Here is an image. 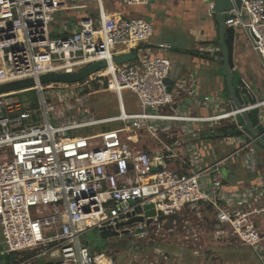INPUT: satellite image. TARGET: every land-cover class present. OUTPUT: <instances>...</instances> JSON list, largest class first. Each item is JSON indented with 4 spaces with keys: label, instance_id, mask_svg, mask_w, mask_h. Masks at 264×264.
<instances>
[{
    "label": "built area",
    "instance_id": "built-area-1",
    "mask_svg": "<svg viewBox=\"0 0 264 264\" xmlns=\"http://www.w3.org/2000/svg\"><path fill=\"white\" fill-rule=\"evenodd\" d=\"M105 1L0 0V85L34 81L26 90L0 94V256L14 255L13 264H38L44 258L45 264H169V251L159 247L168 245L170 237L197 241L205 227L214 244L247 247L264 263L262 197L249 203L245 196L224 192L221 165L227 158L210 165L182 160L203 126L233 123L240 112L204 117L186 112L180 94L193 99L194 91L185 86V77L177 91L168 89L172 63L148 57L150 23L108 14ZM116 1L126 7L149 2ZM68 12L77 16L65 18ZM225 26L249 35L264 71V0H240L239 9L233 6L226 13ZM211 48L209 53L218 56V46ZM131 53L133 61L114 62ZM99 61L104 67L80 82H39L43 75H72ZM100 90L115 96L116 116L84 118L75 115V106L67 114L45 99L46 93L56 102L55 92L63 91L80 103ZM123 92L135 97L137 111L124 109ZM26 93H33V102ZM205 100L207 106H218V101ZM113 124L118 127L93 135H67ZM143 137L155 151L146 143L137 148ZM232 139L234 154L252 147L241 137ZM146 205L153 206L152 216L144 211ZM138 218L141 222L118 227ZM90 230L128 231L133 254L90 249L80 241ZM142 242L152 246L154 256L143 258Z\"/></svg>",
    "mask_w": 264,
    "mask_h": 264
},
{
    "label": "crops",
    "instance_id": "crops-1",
    "mask_svg": "<svg viewBox=\"0 0 264 264\" xmlns=\"http://www.w3.org/2000/svg\"><path fill=\"white\" fill-rule=\"evenodd\" d=\"M117 3L116 0H107V6L104 3L105 11L108 14L122 17H135L132 14L129 17L126 16L128 14L126 10L116 9L115 4ZM211 3L212 0H149L147 5L135 7L139 10L138 18L150 23L153 30V36L148 45L150 49L148 57L151 59L166 58L172 63L170 79L173 81L174 91H177L180 79L187 78L185 86L191 92L194 91L195 97L189 99L188 95L180 94V101L185 104L183 109L186 112L199 117L230 110L226 97L225 77L219 71L218 64L214 63L215 54L209 53V48L216 45L218 33L214 16L208 11V5ZM89 4L90 2L87 4L88 10L93 13L94 4L91 3L92 10ZM117 5L121 6L119 3ZM68 16H77V14L68 12L64 15L65 18ZM235 31L241 45L234 46L235 77L233 84L238 86L237 82L242 80L257 101L262 102L264 101V71L260 59L253 52L251 41L243 33L244 31L241 29H235ZM153 37L157 38L158 42L152 41ZM158 45H165L166 49H159ZM205 99L218 101V106L216 108L207 106ZM260 112L261 121H264V106L260 108ZM223 122L209 129L203 126L199 139L191 143V147L186 148L182 160L196 159L202 165H210L227 158L224 162L226 166L223 168L224 192L228 195L245 196L249 203H258L257 199L264 197V149L252 145L250 149L234 154L236 144L232 138L238 136H223L218 133L219 127L231 123L230 121ZM211 141H218L219 145L227 144L232 147V150L230 153L222 151L221 157L215 159L206 146ZM147 147L156 150L152 144H148ZM175 168L184 167L176 165ZM262 198L261 200H264ZM262 247L260 250L264 254V245Z\"/></svg>",
    "mask_w": 264,
    "mask_h": 264
},
{
    "label": "rangeland",
    "instance_id": "rangeland-1",
    "mask_svg": "<svg viewBox=\"0 0 264 264\" xmlns=\"http://www.w3.org/2000/svg\"><path fill=\"white\" fill-rule=\"evenodd\" d=\"M105 5L106 1L104 2ZM119 3V2H118ZM117 3V4H118ZM111 4V3H110ZM115 4L116 9H123L128 12L126 16H130V14L134 15L138 18L137 10L138 8L135 7H126L122 4L119 7ZM112 5V4H111ZM109 5V7H112ZM89 8L92 10L93 5L90 3ZM72 14L76 15V12H72ZM134 17V18H135ZM54 24L51 23L50 27ZM160 36V35H159ZM152 41L158 42L157 38L153 37ZM157 44V43H155ZM42 85H46L42 84ZM107 90V89H104ZM98 92V91H97ZM77 93V92H75ZM58 94V96H57ZM65 94V95H64ZM69 98H67L66 93L63 91L55 92V101L50 102L49 97L45 93V99L48 103L53 105L54 108L59 109L64 107L67 109V114L70 113L72 107L75 106V115H83L84 118L89 119H101V118H108L112 116H116L118 114L117 109V102L113 93L109 91L103 92L100 90L97 94L91 95L89 98L87 97V101L85 97H82L80 103H77L75 97L72 96V93H69ZM122 102L124 109L127 112H135L137 111V101L133 95L129 92L122 93ZM69 108V110H68ZM52 125L54 121L50 119ZM226 124V122H223ZM118 127V125H106V126H97L92 129H85L83 131L72 132L68 133L67 135H93L99 133L100 131H107L113 128ZM149 144L146 141L145 137L139 139L137 142V148L142 149L143 144ZM147 144V145H148ZM208 144V145H207ZM206 144L208 151L213 154L215 159H218L222 155V151H227L226 153H230L232 147L224 144L219 145L218 141H211ZM238 160V158H235ZM222 168L226 166V163H222ZM191 224L194 227L196 223L195 219L190 220ZM180 238L170 237L168 245L160 246L159 248L163 251L167 250L170 253V262L169 264H264L262 261H259L258 258L253 254V252L244 246L236 245V244H214L215 242L211 240V236L209 231L205 229V227L200 231L197 236V241L195 239H189L186 241H179ZM80 241L87 245L90 249L96 252H107L111 253L112 251H119L125 255L129 252V249L123 251L127 240L124 239L121 242L117 239L112 238V236L103 237L99 231L97 230H90L80 236ZM145 246L142 256L144 257H151L154 256V252H152V246L147 245L145 242L141 243ZM109 251V252H108ZM197 252L198 255L194 256L193 253ZM16 260L14 255H4L0 256V264H13ZM46 259H41L38 264H45Z\"/></svg>",
    "mask_w": 264,
    "mask_h": 264
},
{
    "label": "water",
    "instance_id": "water-1",
    "mask_svg": "<svg viewBox=\"0 0 264 264\" xmlns=\"http://www.w3.org/2000/svg\"><path fill=\"white\" fill-rule=\"evenodd\" d=\"M235 6L237 9L240 8V0H212V9L210 14L214 16V21L218 27V33L216 36V45L220 50V55L213 58L214 63L218 64L219 71L225 77L226 87H227V100L229 102V108L232 112H240L234 116L233 124L235 126V136L241 137L244 140L249 141L252 145L258 146L264 149V121H261L262 117L260 116V103L257 101L252 92L247 88L245 83L242 80L237 82L238 86H234V77H235V65H234V46L241 45L239 36L234 28L225 26L226 13ZM249 37L246 32H243ZM250 39V37H249ZM135 59L133 53L126 55H119L114 57V62L116 64H122L131 62ZM104 67V62L99 61L93 64L88 65L84 69L74 73L72 75L64 74H47L40 77L39 82L41 84L45 83H64L72 84L80 82L89 75L93 74L96 71L101 70ZM171 75V73H170ZM172 77V76H171ZM169 76V79L166 81L168 89L171 90L173 81ZM34 85L32 79H26L21 81H16L12 83L0 85V94L17 92L21 90H26L31 88ZM249 109V111H247ZM224 172V171H223ZM144 211L148 216H152L153 206L146 205L143 207ZM142 219H131L125 224H121L118 227L125 225H130L136 222H141ZM150 220L146 222L149 224ZM101 234V233H100ZM102 235V234H101ZM110 236L122 241L127 240V243L123 249L126 251L129 249V254H133V250L130 249V244L132 241L128 238V231H123L120 233L111 232ZM122 236V237H121ZM128 241H130L128 243ZM140 247H135V251H139ZM119 252V251H113ZM122 252V250H121ZM123 255L119 259V263L122 262Z\"/></svg>",
    "mask_w": 264,
    "mask_h": 264
},
{
    "label": "trees",
    "instance_id": "trees-1",
    "mask_svg": "<svg viewBox=\"0 0 264 264\" xmlns=\"http://www.w3.org/2000/svg\"><path fill=\"white\" fill-rule=\"evenodd\" d=\"M24 97H26L28 100L32 101L34 100V95L33 93H26L25 95H23ZM33 106V105H32ZM235 126L233 124H229V125H225L222 127H219L217 129V132L222 134L223 136H234L235 135ZM110 234L108 233H103L102 236L103 237H108Z\"/></svg>",
    "mask_w": 264,
    "mask_h": 264
},
{
    "label": "flooded vegetation",
    "instance_id": "flooded-vegetation-1",
    "mask_svg": "<svg viewBox=\"0 0 264 264\" xmlns=\"http://www.w3.org/2000/svg\"><path fill=\"white\" fill-rule=\"evenodd\" d=\"M130 241H128V243H129Z\"/></svg>",
    "mask_w": 264,
    "mask_h": 264
}]
</instances>
